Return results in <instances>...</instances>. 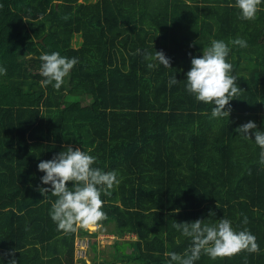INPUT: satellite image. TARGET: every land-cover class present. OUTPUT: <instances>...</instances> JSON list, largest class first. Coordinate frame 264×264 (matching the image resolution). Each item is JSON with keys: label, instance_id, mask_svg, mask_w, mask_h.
<instances>
[{"label": "trees", "instance_id": "obj_1", "mask_svg": "<svg viewBox=\"0 0 264 264\" xmlns=\"http://www.w3.org/2000/svg\"><path fill=\"white\" fill-rule=\"evenodd\" d=\"M234 5L0 0V67L7 69L0 75V264H75L78 232L90 238L93 264H170L165 252L191 245L174 223L223 217L255 235L259 253L202 254L195 264H264L261 149L255 129L252 140L236 131L249 121L264 131V3L254 21L241 20ZM236 38L248 46L231 44ZM213 40L229 44L226 59L241 88L229 117L219 119L211 118L214 105L186 90L192 57ZM160 50L172 67L144 59ZM52 52L78 60L59 90L40 83V56ZM172 76L179 82L169 87ZM68 145L117 174L111 195H102L107 218L98 221L116 236L111 259H101L96 231H58L50 216L56 197L38 190L50 187L38 164ZM129 233L136 238L122 239Z\"/></svg>", "mask_w": 264, "mask_h": 264}, {"label": "clouds", "instance_id": "obj_2", "mask_svg": "<svg viewBox=\"0 0 264 264\" xmlns=\"http://www.w3.org/2000/svg\"><path fill=\"white\" fill-rule=\"evenodd\" d=\"M262 3L264 0H235L234 6L239 9L241 20L254 21ZM230 43L239 47L248 46L243 38L233 39ZM140 51L138 49L137 53ZM230 51L228 43L213 40L210 46L203 48L202 56L192 57L191 68L186 73L188 93L198 102L214 105L211 118L229 117L230 101L238 98L241 93V88L236 82L237 76L232 75V64L226 59ZM143 55L145 60L157 61L165 68L172 67L170 58L162 50L155 53L144 52ZM40 60V75L44 77L40 81L41 86L52 85L56 90L61 88L65 78L78 63L76 58L64 57L59 52L44 53ZM147 67L152 69L156 64L150 62ZM6 74L7 69L0 67V75ZM178 82L177 77L172 76L168 82L169 87ZM254 129L255 143L261 149L259 163L264 165V131L259 130L254 121L240 125L236 131L243 138L252 140ZM95 164V156L71 145L66 146L65 150L54 155L52 159L42 160L38 164V169L45 173L41 178L42 184L50 185L38 190L44 196L51 192L56 197L51 205L50 216L58 231L70 234L79 228L89 230L91 225L107 218L102 210V195H111V190L118 185L119 180L115 171L106 172L94 167ZM69 182L72 187H69ZM243 223H248L247 217ZM173 227L183 236L190 238L191 245L182 254L165 252V256L170 258V264H195L202 254L216 260L232 258L242 252L260 251L255 235L247 229L236 231L228 218L223 217L215 224L205 223L204 219L176 222ZM78 235L83 234L78 232ZM9 264H17V261L12 259ZM85 264H92L90 251Z\"/></svg>", "mask_w": 264, "mask_h": 264}, {"label": "rangeland", "instance_id": "obj_3", "mask_svg": "<svg viewBox=\"0 0 264 264\" xmlns=\"http://www.w3.org/2000/svg\"><path fill=\"white\" fill-rule=\"evenodd\" d=\"M65 105L67 106L66 103H65ZM107 227L108 226H104L102 224H93L89 227L90 231H96L98 233L99 243H98L97 251L101 256V259L105 258V257L107 259H111L112 256L110 255V251L114 250V241L113 240H114L115 235L113 233L107 232L106 231ZM125 238L135 239L136 235L129 233L126 235ZM90 246L92 247L91 244H90ZM91 247L88 248V252L90 251V260L93 264L92 259H93L95 250L91 249ZM119 264H124V263L119 262Z\"/></svg>", "mask_w": 264, "mask_h": 264}, {"label": "built area", "instance_id": "obj_4", "mask_svg": "<svg viewBox=\"0 0 264 264\" xmlns=\"http://www.w3.org/2000/svg\"><path fill=\"white\" fill-rule=\"evenodd\" d=\"M90 238L86 235H78L75 239L76 264H85V259L89 254Z\"/></svg>", "mask_w": 264, "mask_h": 264}, {"label": "crops", "instance_id": "obj_5", "mask_svg": "<svg viewBox=\"0 0 264 264\" xmlns=\"http://www.w3.org/2000/svg\"><path fill=\"white\" fill-rule=\"evenodd\" d=\"M95 224H99L98 222L97 223H95ZM122 239H125V237L124 238H122ZM115 240H116V236L114 237V243H115Z\"/></svg>", "mask_w": 264, "mask_h": 264}, {"label": "bare ground", "instance_id": "obj_6", "mask_svg": "<svg viewBox=\"0 0 264 264\" xmlns=\"http://www.w3.org/2000/svg\"><path fill=\"white\" fill-rule=\"evenodd\" d=\"M128 5V4H127Z\"/></svg>", "mask_w": 264, "mask_h": 264}]
</instances>
